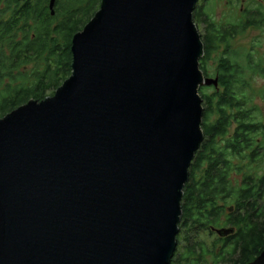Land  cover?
Here are the masks:
<instances>
[{
  "label": "water",
  "instance_id": "water-1",
  "mask_svg": "<svg viewBox=\"0 0 264 264\" xmlns=\"http://www.w3.org/2000/svg\"><path fill=\"white\" fill-rule=\"evenodd\" d=\"M198 2L102 0L72 76L0 119V264L171 263L199 90L219 85L200 69Z\"/></svg>",
  "mask_w": 264,
  "mask_h": 264
},
{
  "label": "trees",
  "instance_id": "trees-1",
  "mask_svg": "<svg viewBox=\"0 0 264 264\" xmlns=\"http://www.w3.org/2000/svg\"><path fill=\"white\" fill-rule=\"evenodd\" d=\"M214 1L223 0H200L194 21L204 26L200 69L219 85L199 90L205 138L189 168L170 264H249L264 251V109L256 101H264V89L257 96L252 84L263 69L231 53L236 36L264 26V6L242 18L241 0L234 1L227 23H218ZM49 4L0 0V119L53 96L72 76L73 39L102 0H58L54 15ZM221 49L211 73L208 64Z\"/></svg>",
  "mask_w": 264,
  "mask_h": 264
},
{
  "label": "rangeland",
  "instance_id": "rangeland-1",
  "mask_svg": "<svg viewBox=\"0 0 264 264\" xmlns=\"http://www.w3.org/2000/svg\"><path fill=\"white\" fill-rule=\"evenodd\" d=\"M236 0H233V3L230 5L232 8H234V5H236ZM248 3V2H247ZM257 0H249V4H251L252 7L258 5ZM213 2L211 3L212 6ZM214 4H216L213 17L215 20L219 22H226L227 17L229 16L230 10L227 7L228 3L227 0L219 1L216 2L214 1ZM233 12L234 10L231 9ZM228 15V16H227ZM198 30L200 34H203L204 31V26L203 24H198L197 25ZM231 53L234 52L236 54H243L246 56H250V58L255 63L256 66L261 68V66H264V26L262 25L261 27H248L245 31H243L240 35L236 36L232 42H231ZM223 50H219L218 53L213 55V59L211 62L208 64V69L211 73H213L216 69V58L218 55L222 54ZM244 60V58H243ZM252 84H253V92L258 94L260 93L261 89L264 88V74L262 75H257L254 78H252ZM257 105L261 108L264 109V101L256 100Z\"/></svg>",
  "mask_w": 264,
  "mask_h": 264
},
{
  "label": "flooded vegetation",
  "instance_id": "flooded-vegetation-1",
  "mask_svg": "<svg viewBox=\"0 0 264 264\" xmlns=\"http://www.w3.org/2000/svg\"><path fill=\"white\" fill-rule=\"evenodd\" d=\"M27 1H30V0H26V1H24V2H19L18 0H17V2L18 3H20V4H22V5H24ZM200 1V0H199ZM237 1V0H236ZM260 4H261V2H262V5L264 6V3H263V0H257ZM233 2V0H230V3H232ZM248 2V3H247ZM227 3H228V8H229V10H231V9H233L232 8V6L229 4V1H227ZM258 3V4H259ZM256 6H254V7H252L251 6V4H249V0H241V5H240V9L238 10V12H239V14H240V16L242 17V18H244L247 14H250V12L251 11H253L254 10V8H255ZM251 10V11H250ZM231 13V12H230ZM228 16V15H227ZM228 18V17H227ZM224 23H227V19H226V22H224ZM204 44V43H203ZM204 50H205V46H204ZM250 57V56H249ZM255 65V64H254ZM256 66V65H255ZM261 68L263 69V74H264V66L262 65L261 66ZM218 79V77H215V78H212V79ZM262 89H264V88H262Z\"/></svg>",
  "mask_w": 264,
  "mask_h": 264
},
{
  "label": "bare ground",
  "instance_id": "bare-ground-1",
  "mask_svg": "<svg viewBox=\"0 0 264 264\" xmlns=\"http://www.w3.org/2000/svg\"><path fill=\"white\" fill-rule=\"evenodd\" d=\"M56 6V5H55ZM55 10V9H54Z\"/></svg>",
  "mask_w": 264,
  "mask_h": 264
}]
</instances>
